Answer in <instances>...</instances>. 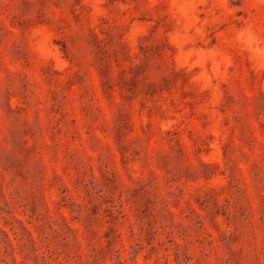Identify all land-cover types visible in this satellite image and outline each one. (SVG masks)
<instances>
[{"label":"rangeland","instance_id":"1","mask_svg":"<svg viewBox=\"0 0 264 264\" xmlns=\"http://www.w3.org/2000/svg\"><path fill=\"white\" fill-rule=\"evenodd\" d=\"M0 264H264V0H0Z\"/></svg>","mask_w":264,"mask_h":264}]
</instances>
